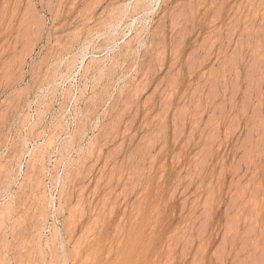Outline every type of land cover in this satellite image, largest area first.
<instances>
[{
	"label": "rangeland",
	"instance_id": "1",
	"mask_svg": "<svg viewBox=\"0 0 264 264\" xmlns=\"http://www.w3.org/2000/svg\"><path fill=\"white\" fill-rule=\"evenodd\" d=\"M0 264H264V0H0Z\"/></svg>",
	"mask_w": 264,
	"mask_h": 264
},
{
	"label": "bare ground",
	"instance_id": "2",
	"mask_svg": "<svg viewBox=\"0 0 264 264\" xmlns=\"http://www.w3.org/2000/svg\"><path fill=\"white\" fill-rule=\"evenodd\" d=\"M155 2H156V0H155ZM135 20H136V19H135ZM146 23H147V22H146ZM130 26H131V28H132V25H131V24H130ZM130 26H129V27H130ZM129 30H130V28H129ZM131 34H132V33H131ZM126 35H127V34H126ZM128 36H129V35H128ZM126 39H127V38H126ZM130 39H131V38H130ZM127 40H128V39H127ZM127 40H126V41H127ZM124 42H125V41H124ZM138 42H139V41H138ZM114 43H115V42H114ZM107 54H108V53H107ZM85 57H86V56H85ZM101 57H102V56H101ZM81 60H82V59H81ZM81 60H80V61H81ZM96 60H98V59H96ZM109 60H110V59H109ZM101 61H102V60H101ZM82 62H84V60H83ZM105 62H106V61H105ZM105 62H104V63H105ZM85 63H86V62H85ZM85 63H84V64H85ZM94 63H95V62H94ZM77 64H78V63H77ZM103 65H104V64H102V66H103ZM79 66H81V65H79ZM82 67H83V66H82ZM82 67H80V68H82ZM75 70H76V69H75ZM77 70L79 71V69H77ZM78 71H77V72H78ZM89 71H90V70H89ZM74 74H75V73H74ZM79 74H80V73H79ZM61 78H62V77H61ZM68 78H69V77H68ZM68 78H67V80H68ZM75 78H76V77H75ZM70 79H71V78H70ZM62 82H63V81H62ZM62 89H63V87H62ZM54 139H55V138H54ZM42 140H43V139H42ZM56 147H57V146H56ZM32 152H34V151H32ZM38 153H39V152H38ZM34 154H35V153H34ZM40 154H41V153H40ZM30 155H31V153H30ZM32 155H33V153H32ZM33 156H34V155H33ZM33 156H32V157H33ZM35 156H36V155H35ZM56 193H57V192H56ZM54 197H55V195H54ZM50 202H51V201H50ZM53 205H54V204H53Z\"/></svg>",
	"mask_w": 264,
	"mask_h": 264
}]
</instances>
